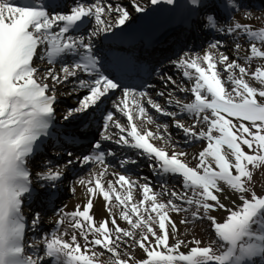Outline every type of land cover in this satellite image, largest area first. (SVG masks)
<instances>
[{"label": "snow or ice", "instance_id": "snow-or-ice-1", "mask_svg": "<svg viewBox=\"0 0 264 264\" xmlns=\"http://www.w3.org/2000/svg\"><path fill=\"white\" fill-rule=\"evenodd\" d=\"M175 2L150 0L151 5ZM188 4L197 19L202 15L204 29L224 33L234 41V54L230 57L225 41L217 38L202 54L184 52L171 60L187 84L167 73L161 75L162 88L155 95L167 98L166 104L176 109L170 111L148 91L121 88L101 71L93 39L131 19L122 3L73 0L64 12L56 11L45 0H0V264H99V257L105 253L110 254V264H257L256 258L264 264V194L249 186L253 170L264 166V63L251 69L253 60L264 61V26L254 28L235 19V12L241 10L244 20L251 18L241 0H188ZM130 6L137 13L146 11L139 0H130ZM212 7L220 9L223 20L215 11L201 13V9ZM86 21L95 23L87 36L72 34L82 32ZM225 23L227 27L221 26ZM241 37L246 41L243 47L247 54L243 57L239 55ZM65 57L73 59L68 62ZM37 60L51 67L42 70ZM57 63L61 65L59 71ZM69 83L73 87L58 93V86L67 87ZM170 86L185 97L174 95ZM117 89L122 96L112 101L115 111L103 115L100 139L92 145L94 151L74 157L65 149L69 159L63 166L53 167L51 160H45L44 170L35 176L45 182L40 184L41 189H52L77 162L81 166H102L99 172L76 181L86 189V203L77 204L71 212L59 209L55 229L29 241V229H37L42 219L41 212L34 211L29 223L25 212L39 195L30 163L43 138L55 133L54 146L59 143L61 148L63 143L74 144L79 139L62 131L63 125L57 128L58 96L76 97L75 106L68 107L62 116L63 121H71L99 111ZM149 108L171 117L172 126L182 132L186 143L207 142L193 156L195 166L183 159L187 152L176 150L169 125L156 124ZM115 113L126 122L122 123ZM181 114L193 120L191 126L177 118ZM154 124L155 131L150 127ZM82 126H88L86 120ZM101 141L137 150L161 177L160 191H155L151 182L140 183L118 172L112 173L114 180H106V156L115 153L103 150ZM155 141H160V146ZM120 163L124 167L128 161ZM175 176L182 178L181 190L168 187L167 178ZM226 188L240 203L232 200L228 206L222 202V195L230 199L225 195ZM137 189L141 194L138 201L134 197ZM70 191L75 193L76 188ZM54 195L49 192L45 197L49 205L54 204ZM163 196L168 199L163 200ZM97 197L105 201L110 217L99 223L92 213ZM113 209H119V219L129 228L120 226ZM219 210L226 213L222 220L211 214ZM173 213L210 222L215 239L203 247L201 240L180 239ZM66 221L70 233L67 229L60 231ZM189 222L187 216L180 221ZM170 240L175 242L170 244ZM97 247L102 251L97 252ZM137 247L145 258L139 259L129 251ZM182 247L188 251H182Z\"/></svg>", "mask_w": 264, "mask_h": 264}, {"label": "bare ground", "instance_id": "bare-ground-1", "mask_svg": "<svg viewBox=\"0 0 264 264\" xmlns=\"http://www.w3.org/2000/svg\"><path fill=\"white\" fill-rule=\"evenodd\" d=\"M103 1V0H102ZM120 1V0H118ZM123 1V0H121ZM176 1H185V0H176ZM139 3L144 6L145 8H155V7H158V8H161V7H171L172 5H167V4H164V3H161L159 5H151L150 4V0H139ZM253 3L250 2V0H244V2L242 3L243 5V8L244 9H247L248 11L251 12V18L249 20H244L243 17H244V11L241 10L239 11L236 15H235V19L241 23H250L253 25L254 28H259V26H256V22L254 21V18H256V16H260V17H263L264 16V9H260V10H255V7H253L252 5ZM115 5V4H114ZM260 5L262 7H264V0H261L260 1ZM250 7V8H249ZM128 8V11L130 12L131 14V17L134 16L135 14V11L129 7ZM111 19V18H110ZM131 20V19H130ZM203 23V17L201 15V17L199 19L196 18V20L193 21V24L194 25H201ZM223 27H227V24H223L221 25ZM204 32L206 33H209L210 30L208 29H205ZM221 35H223L224 33H220ZM170 37H173L175 40H177V42L180 44L181 41H184L185 37H189V34H187V32L183 33V32H177V31H173L171 32L170 34ZM226 35V34H224ZM206 36V35H205ZM241 40V38H240ZM225 43H226V46H233L234 45V41L229 37V36H226V38L224 39ZM207 48V47H206ZM206 48H204L203 50H205ZM203 50L198 52V53H203ZM242 50H243V46H242ZM242 50L241 52L239 53V55L241 57H243L241 54H242ZM173 52L172 48L170 47V45H164L163 47H160V48H153L152 50L150 51H147V54H146V58L149 60V63L151 64V66H155V64L157 63L156 61L161 58V55L167 53V52ZM226 51L228 52L227 48H226ZM230 52V51H229ZM231 53V56H233V51L230 52ZM243 54H246V53H243ZM169 59V58H168ZM241 63H243V60H240ZM161 64V63H160ZM247 66V65H245ZM56 67V70L59 71V68L60 66H57V64L55 65ZM172 69L173 71L168 73V75H171L173 76L174 79H176L178 82H184L185 84H187V82L185 81H182V77H181V74L179 72H177V70L175 69L174 66H168L166 68V70H170ZM160 77L159 76L157 78V81L155 82L156 84H146L144 87V90L143 91H148L149 94L151 96H153V98L156 96L155 95V92L156 91H151L153 90V88H149L147 87V85H155V88L156 90L157 89H160L162 88V83L160 81ZM49 83H51L49 81ZM69 85V84H68ZM72 85V84H70ZM71 87L70 86H67L65 87L64 85H61V86H58V93H65L67 92ZM174 91V89H172ZM174 93L178 96V97H181V98H184L186 94H183V93H178V92H175ZM61 96H64V95H59L58 97H61ZM122 96V91L120 90L118 93H117V96L116 98L118 97H121ZM157 102L161 103L162 105H165L164 102H161L160 100H158ZM106 101L104 100L103 104H105ZM61 106L59 104H56V109ZM147 107V106H146ZM115 111V110H114ZM57 112V111H56ZM153 117L155 118L156 120V124H158L157 120H160L162 119L161 116H159L158 114H155V113H152ZM182 115V114H181ZM180 115V116H181ZM115 116L116 118L120 119L122 123H124V118L120 116L119 113H115ZM123 118V119H122ZM178 119H181L183 123H187L188 126H191L192 122L190 121H186L185 118H178ZM187 126V125H186ZM152 128V130H156V125H151L150 126ZM169 129H171L170 127V123H169ZM112 131H117L116 129H112ZM93 136H95L96 138L100 139V136L97 137L98 135L94 134ZM173 139V138H172ZM154 143H156L158 146H160L159 144H161V142H159L158 144V141H155ZM181 143V140L177 143H175V147H176V150L178 151H185L188 153V156L187 157H184L183 159H185L186 162H189L190 163V166H195V164L197 163V160L193 159V156H197L198 155V151L200 150H203L204 147H206V143H203V142H200V141H193L190 143V145L187 146H183ZM102 144L105 146V148H107V151L108 150H111V151H114V152H117L119 153L120 149L118 147V145H116L113 141H102ZM46 145V144H45ZM85 144L83 143L82 146H84ZM201 146V147H200ZM201 148V149H199ZM172 150V145L170 144L169 145V152H171ZM52 152L54 153H57L59 152V150H56V151H53L51 150ZM60 153V152H59ZM49 155V154H48ZM116 156V155H115ZM60 159V158H58ZM57 159H52V163H54V166H60V164H57L55 163ZM119 160H126V159H123V157L121 156V153H119L117 155V159H115V157L113 156H106V164L108 165V175L106 176V180L107 179H112L114 180L115 177L112 175V173H120V174H124V175H127V176H130L133 180H138L140 183H145L144 180H146L147 182H151L153 188L155 191H160V183H157L155 182V180L151 177V175L148 174V177H146L145 175L143 174H140V172H137L133 169H135L136 167L135 166V163H132L131 161H128V163L125 164L124 167H120L119 168V163H117ZM120 162V161H119ZM141 162V161H139ZM32 163V167H33V162ZM31 167V168H32ZM146 169V168H144ZM34 170V168L32 169ZM100 170H102V166L100 165H97V164H94L92 168H90L83 177H87L88 174L90 172H99ZM34 174V173H33ZM35 176V174H34ZM146 178V179H145ZM171 180H173L174 182H178L180 181L179 179H176V177H172ZM178 188H176V190H181V187H182V182H179L178 183ZM73 187L76 188V191L75 193H73L72 196H68V197H65L63 198V191L60 195V198H63L62 200L65 201L66 200V206L64 209L65 212H71L74 210V207L77 205V204H80L82 205V203H86L87 201V192H86V189L84 186H81L79 184H77L76 182L73 184ZM225 195H228L230 197V199H224V196L222 195L221 196V200L228 203V205H231V201L232 200H235L237 203H240V201L237 199V196L232 194L230 192V190H228L227 188L225 189ZM134 197L135 199L138 201L140 198H141V194H140V191L139 189H137L134 193ZM163 200H167L168 197L167 196H163L161 197ZM33 204V202H32ZM92 212L94 214H96V216L99 218V219H105V218H109V213L108 211L105 209V201L103 200L102 197H97L94 199V207L92 209ZM113 213L116 215L117 217V222L120 223V222H124V224H127L125 221H122L119 219V209H113ZM28 217L31 219L32 215H33V211H29V213H27ZM56 217H59L58 215L52 213V212H49L47 211L46 213V216H42V221L43 223H47L49 221V219H53V218H56ZM185 218V216H179L178 214H175L173 213L172 214V219L176 222L177 224V228H178V232L179 234L181 235H184L185 236V232H186V225L184 224H181L180 221L181 219ZM191 218L188 216V220H190ZM111 227V225H110ZM130 226L128 225V228ZM65 229H67L69 231V233L72 231V229L70 228V225L69 223L66 221L64 225H62L60 227V231H64ZM70 237H66V239H68ZM78 239H80L81 243H83L82 241V238L78 237ZM129 251H132L133 254L139 258H140V253L142 252V250H139L138 247L137 248H134V249H129ZM101 257H105L107 258V255L105 253V255L101 256ZM143 259V258H142Z\"/></svg>", "mask_w": 264, "mask_h": 264}, {"label": "rangeland", "instance_id": "rangeland-1", "mask_svg": "<svg viewBox=\"0 0 264 264\" xmlns=\"http://www.w3.org/2000/svg\"><path fill=\"white\" fill-rule=\"evenodd\" d=\"M88 1H90V0H88ZM103 3H112V4H117V3H122L125 7H129L130 9L132 8L131 6H130V0H123V1H118V0H103L102 1ZM250 8V7H249ZM248 9V8H247ZM260 9H264V8H260V7H255V10H260ZM254 21L256 22V26H259V27H261V26H264V16L263 17H260V16H256V18H254ZM95 27V23H94V21H90L89 22V25L87 26V28H86V30H85V33H86V36H87V34H88V32H90L91 30H92V28H94ZM226 36L227 35H221L220 33H216L215 31H214V35H212V41H214L215 39H217V38H220V39H222V40H224L225 38H226ZM212 41H210V42H212ZM240 43L242 44V46H244L245 44H246V41L244 40V38L243 37H241V40H240ZM209 44V43H208ZM208 44H204V45H202V46H199L197 49H195V50H192V52H190V53H198V52H200V51H202L204 48H206L207 46H208ZM180 48L181 47H177L176 49H175V52L176 53H178V56H180V55H183V53L184 52H186V51H183V50H181L180 51ZM226 48H227V50H228V52L226 51V53L231 57V51H233V46H226ZM226 50V49H225ZM191 51V50H190ZM230 51V52H229ZM243 53H246L247 54V52H246V49L243 47V50H242V56H244V55H246V54H243ZM174 59H177V58H171L170 59V61L171 60H174ZM262 63H264V61H262V60H259V59H255V60H253L252 61V64H251V69H254L256 66H258L259 64H262ZM57 64H60V63H57ZM36 65L38 66V67H40L42 70L43 69H46V68H48V67H51L50 65H48L46 62H44V63H42V62H40L39 60H37L36 61ZM170 65H172L171 63H166V64H164V68H163V71H162V74H165V73H167V72H165V68L166 67H168V66H170ZM173 66V65H172ZM247 67V66H246ZM169 73L170 72H172L173 70L172 69H170V70H167ZM178 72V71H177ZM182 77V76H181ZM71 83H69V85L68 86H70V87H73V85H70ZM172 89H174V86H170V88H169V90H172ZM117 93L118 92H116L115 93V97L117 96ZM174 95H176L175 93H174ZM154 99H156L157 101L158 100H160L161 102H164L165 103V107L166 108H168V110H170V111H176V109H175V107L174 106H169V105H167L166 104V97H154ZM76 100V97L75 96H61V97H58V103L57 104H59V105H65L66 107H70V105L73 103V101H75ZM67 102V103H65V102ZM147 106V105H146ZM152 113H155V114H158V113H156L155 112V110H153V109H150L149 108V114H151V115H153ZM159 116H161L160 114H158ZM62 117V115H59V117ZM184 116V117H183ZM162 117V119H160L159 121H158V124H164V123H167L168 125H169V123H170V126H171V129H169V132H171L172 133V140L175 142V143H177L178 141H175V139H179V140H181V143L180 144H182L183 146H187L188 147V145H190V143H186L185 142V137H182L180 134H181V132H180V130L179 129H176L175 127H173L172 126V118L171 117H164V116H161ZM185 118L186 119V121H190V122H192L193 120L191 119V118H189V117H187L186 115H182L181 117H177V118ZM185 125H187L188 126V124L187 123H184ZM159 142L160 141H158V144H159ZM200 142H203V143H206L207 144V142L206 141H203V140H201ZM160 145V144H159ZM201 147V146H200ZM199 149H201V148H199ZM49 150H52V149H49ZM54 150V149H53ZM245 150L247 151V148L245 147ZM200 151H202V150H200ZM200 151H198L197 153H199ZM131 153H126V152H124V153H122L121 154V156L123 157V158H125L126 159V156H129ZM50 158V156H48V154L46 155V153L44 154H41V155H35L34 157H33V159H32V161L31 162H33V167L31 168V169H33V168H35V166H37V164L39 163V161H41V160H43V161H45V160H48ZM119 161H121V160H119ZM118 161V162H119ZM146 162H148V161H146ZM30 165L32 166V163H30ZM119 165H121V163L119 162ZM137 168H135V169H133V170H135V171H138V166H136ZM32 171H34V170H32ZM253 172H254V175H253V178H252V182L250 183V187H252V188H254V190L258 193V194H264V166H261V168L260 169H254L253 170ZM86 173V172H85ZM148 173V172H147ZM140 174H143V175H145L146 177H148V175L145 173V172H143V173H140ZM85 174H82L81 176H79V177H83ZM34 177V176H33ZM180 178V177H179ZM179 178H177V179H179ZM77 179L78 178H76V179H74V183L77 181ZM38 182V181H37ZM144 182H147L146 180H144ZM156 182V184L155 185H157V183H160V181H155ZM179 182H182V178H180V181H178V182H174L173 180H171L170 182H168V187L169 188H178V183ZM73 181H72V186H73ZM69 191V188H67V190H65V194L67 195L66 197H68V196H72L73 194L71 193H69L68 192ZM222 202H224V201H222ZM56 203H63L64 204V206L66 205V200L65 201H59V202H56ZM226 205H228V203H226V202H224ZM228 206H231V205H228ZM74 209H75V207H74ZM25 210L26 211H29V210H31L30 208H25ZM32 211V210H31ZM93 213V212H92ZM94 214V213H93ZM212 215H215L218 219H220V220H222L223 218H224V216L226 215V213L223 211V210H219V211H217V212H213V213H211ZM179 216L181 215V216H187V218H188V216L191 218V216H190V214H185V213H180V214H178ZM94 219L97 221V223H99V222H102V219H99L97 216H96V214H94ZM51 221V220H50ZM190 222L189 223H186V224H184V225H186L187 227H186V232H185V236L184 235H181V234H179V238L180 239H183V240H185L186 242L187 241H190V240H192L193 238H195V239H197V240H201L202 241V243H201V247H203V246H206V245H208L209 243H211V241L212 240H214L215 239V236H214V233L211 231V228H210V222H208V221H206V220H203V221H192L191 219L189 220ZM120 224V226L121 227H123V228H128V225L127 224H124V222H120L119 223ZM175 241L174 240H170V244L171 243H174ZM192 246H194V245H189V248L190 247H192ZM97 252H100V251H102V249H100L99 247H97L96 249H95ZM181 250L182 251H185V252H187L188 251V249H185V248H181ZM106 255H107V258H105V257H99V264H110V261H109V255L110 254H107L106 253ZM145 257V255L143 254V252H141L140 253V258L142 259V258H144Z\"/></svg>", "mask_w": 264, "mask_h": 264}]
</instances>
